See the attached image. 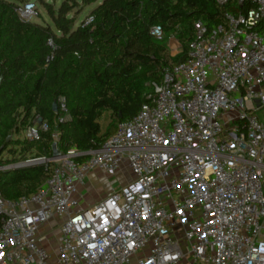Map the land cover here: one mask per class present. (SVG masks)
Instances as JSON below:
<instances>
[{
	"label": "built area",
	"instance_id": "2783aa9c",
	"mask_svg": "<svg viewBox=\"0 0 264 264\" xmlns=\"http://www.w3.org/2000/svg\"><path fill=\"white\" fill-rule=\"evenodd\" d=\"M15 10L25 22L40 15L33 0ZM151 34L161 39L162 27ZM188 42L186 60L165 67L99 148L60 150L57 126L70 118L61 96L60 155L0 163V172L56 163L33 193L0 197V264H264V0L227 13L226 25L197 20ZM49 127L34 114L23 140ZM125 162L133 180L82 207L89 173Z\"/></svg>",
	"mask_w": 264,
	"mask_h": 264
},
{
	"label": "trees",
	"instance_id": "16d2710c",
	"mask_svg": "<svg viewBox=\"0 0 264 264\" xmlns=\"http://www.w3.org/2000/svg\"><path fill=\"white\" fill-rule=\"evenodd\" d=\"M23 0H0V163L53 155V103L67 99L70 118L58 124V146L99 148L131 119L146 102L150 83L160 82L165 67L186 60L194 23L202 19L213 28L226 25V14L247 13L254 0H81L99 3L91 10L94 21L74 26L69 16L81 2L65 0L55 10L49 1L33 0L48 12L51 23L21 20L16 6ZM161 26L163 37L151 34ZM174 35L182 45L173 56ZM52 40L54 46L48 41ZM109 113V121H102ZM40 114L48 132L33 141L14 139ZM12 146L13 148H10ZM9 151L12 160H4ZM55 162L0 172V197L17 200L33 193L51 177Z\"/></svg>",
	"mask_w": 264,
	"mask_h": 264
},
{
	"label": "rangeland",
	"instance_id": "374dc122",
	"mask_svg": "<svg viewBox=\"0 0 264 264\" xmlns=\"http://www.w3.org/2000/svg\"><path fill=\"white\" fill-rule=\"evenodd\" d=\"M49 1L52 5V7L57 10L59 6L63 3L65 0H45ZM76 1V2H81V0H70V2ZM99 2L96 1V3H91V4H83L82 2L72 9L69 13V16L74 17V26H79L80 23L92 12L96 5ZM38 12L40 13L39 16L34 17L33 21L40 23V24H45V23H51V18L46 12L45 8L38 3ZM169 45L171 48V53L173 56L179 54L182 50V45H179L178 42H176L175 37H172L169 39ZM151 92V88L146 92L149 94ZM109 121V113H106L104 116V119L102 121V127H104L107 122ZM25 137V133L22 131L19 134L14 135V139L18 138L20 140H23ZM10 148H13L10 146ZM3 159L4 160H12L13 157L10 155L9 151H5L3 154ZM133 180V177L131 175V172L128 168L127 163H123L121 168L117 171L115 174H108L105 171H100V170H92L86 181L85 184L81 187H79L78 194H76V197L80 199V195H86L84 200H81V206L86 207L88 205H92L98 201L101 200V198L105 197L107 192H109L112 189L118 188L121 185H124L130 181ZM42 232L44 233L45 230L44 228L41 229ZM54 241V239H52ZM45 247L49 248L47 244H44Z\"/></svg>",
	"mask_w": 264,
	"mask_h": 264
},
{
	"label": "water",
	"instance_id": "95a60500",
	"mask_svg": "<svg viewBox=\"0 0 264 264\" xmlns=\"http://www.w3.org/2000/svg\"><path fill=\"white\" fill-rule=\"evenodd\" d=\"M0 83H1V78H0ZM53 111L54 112L57 111V103L56 102L53 103ZM52 146H53V156H59L60 150L57 146V142H53Z\"/></svg>",
	"mask_w": 264,
	"mask_h": 264
},
{
	"label": "crops",
	"instance_id": "0c3cea01",
	"mask_svg": "<svg viewBox=\"0 0 264 264\" xmlns=\"http://www.w3.org/2000/svg\"><path fill=\"white\" fill-rule=\"evenodd\" d=\"M176 42H178V41H176ZM178 44L181 45L179 42H178ZM54 224H55V222L52 221V223L50 224V226H48L47 229L49 230L50 228H52ZM53 229H54L53 234L56 235V236L59 235V233H60L59 229H57L55 227ZM55 240H56V237H54V242H55Z\"/></svg>",
	"mask_w": 264,
	"mask_h": 264
}]
</instances>
